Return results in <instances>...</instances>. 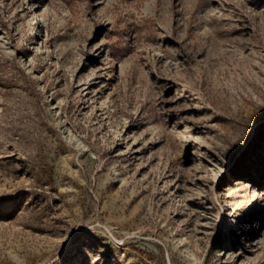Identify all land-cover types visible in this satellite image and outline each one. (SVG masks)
Listing matches in <instances>:
<instances>
[{"label":"rangeland","instance_id":"1","mask_svg":"<svg viewBox=\"0 0 264 264\" xmlns=\"http://www.w3.org/2000/svg\"><path fill=\"white\" fill-rule=\"evenodd\" d=\"M0 264H264V0H0Z\"/></svg>","mask_w":264,"mask_h":264},{"label":"snow or ice","instance_id":"2","mask_svg":"<svg viewBox=\"0 0 264 264\" xmlns=\"http://www.w3.org/2000/svg\"><path fill=\"white\" fill-rule=\"evenodd\" d=\"M87 246H88V247H92V245H91V244H88Z\"/></svg>","mask_w":264,"mask_h":264}]
</instances>
